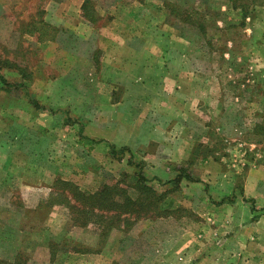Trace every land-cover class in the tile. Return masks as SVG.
Here are the masks:
<instances>
[{
    "label": "rangeland",
    "instance_id": "rangeland-1",
    "mask_svg": "<svg viewBox=\"0 0 264 264\" xmlns=\"http://www.w3.org/2000/svg\"><path fill=\"white\" fill-rule=\"evenodd\" d=\"M4 3L0 30H10L0 34V264H238L215 250L236 232L238 206L211 203L238 200L253 161L264 164V0H84L94 20L77 28L58 25V12L78 9V0ZM157 3L161 26L133 18L146 9L160 21L151 13ZM158 29L168 40H186L184 72L207 92L206 107L198 106L205 128L182 124L194 158L207 157L181 165L189 183L160 178L155 162L135 159L137 151L113 153L106 130L92 123L98 114L89 93L101 48L132 34L152 42ZM149 110L141 118L157 120L158 104ZM132 124L121 141L139 134ZM245 201L248 212L252 201Z\"/></svg>",
    "mask_w": 264,
    "mask_h": 264
},
{
    "label": "crops",
    "instance_id": "crops-1",
    "mask_svg": "<svg viewBox=\"0 0 264 264\" xmlns=\"http://www.w3.org/2000/svg\"><path fill=\"white\" fill-rule=\"evenodd\" d=\"M83 1L78 0V9L67 8L61 10L63 12H58V15L63 18L58 21V25L69 24L77 28V25L81 23L93 21V18L84 16ZM4 2L5 0H0L2 23H4L2 10ZM162 8L157 3L156 8L151 11L154 16L162 18L158 22L153 17L144 15L146 9L142 10L141 15H133V18L137 20L143 16L147 22L146 27L155 29L161 26V22L165 19ZM5 13L8 14L6 10ZM46 14L49 18L51 17V12ZM72 17L75 18L74 22L71 21ZM67 18L69 21L66 20ZM131 27H135L134 23ZM144 29L146 28H143L141 32ZM9 30L6 26V30H0V34L7 36ZM144 37L141 34H132L126 40L108 42L101 48L103 57L98 64L100 71L93 72L95 73L92 77L94 87L89 93L91 97L96 98L91 105L94 106L92 111L98 114L94 116L95 122L92 120V123L96 129L106 130L103 137L111 140L108 143L111 148H118V146L128 148L133 155L137 151L135 159L156 163L157 176L174 178L181 171V165H186L188 161H207V157L204 159V156L194 158V140L186 133L184 128L186 124L182 125L198 123L203 127L202 129L205 128V124L200 119L201 114L205 113L206 97L204 95L207 92L203 88V83L200 86L195 82L193 73L184 72L190 62L185 47L186 40H182L183 42L168 40L169 36L164 35L161 29L156 30L152 42ZM49 43L51 45V42L42 44L47 47ZM73 56L80 57L77 54ZM91 63L92 66H97L96 62ZM77 67L80 65L77 64ZM82 71L83 69L79 68L78 72ZM196 96L198 100H195ZM156 104L161 112L157 120L151 115L146 119L143 116L141 118L142 111L151 108L149 110L151 112ZM198 106L204 108L200 109ZM214 108L221 112L220 104ZM105 113L108 116H104ZM206 113H209V110ZM175 119L177 122L173 121ZM132 122L136 124L139 134L121 141L130 134L131 129L135 128ZM85 137L87 140L90 139L88 136ZM93 142H100V139H94ZM252 164L254 167L246 171L242 180L240 187L242 194L238 200L235 198L234 201L211 203L213 204L211 206L216 209H222L226 204L232 208L238 206V218L236 216L232 218L236 232L226 239V246L220 245L215 248L220 256L237 258L238 264H264V261L260 260L264 257L260 251L264 247V211L258 212V217H253L256 209L264 207V164L260 165L254 161ZM214 165L213 161L208 163L209 167ZM184 178L181 177L180 180H185V183L191 181ZM246 198L252 201V207L248 208V212H245L248 203L245 201ZM231 249L236 253H233Z\"/></svg>",
    "mask_w": 264,
    "mask_h": 264
},
{
    "label": "trees",
    "instance_id": "trees-1",
    "mask_svg": "<svg viewBox=\"0 0 264 264\" xmlns=\"http://www.w3.org/2000/svg\"><path fill=\"white\" fill-rule=\"evenodd\" d=\"M85 9L83 8V11H84ZM84 16H87L86 14H85V12H84ZM0 81L2 82V83H6V79L0 74ZM87 139V138H86ZM89 141H94L93 139H88ZM125 148H117V149H115L114 147H112V152L113 153H116V152H118V153H121V152H123V150H124ZM139 172H138V174H137V176H138V179H144V175L142 174V172H141V170H138ZM181 177H185L186 179H190V177H189V175H188V173H185L184 171H180L179 172V174H178V176H177V178L178 179H180ZM84 195V193L83 192H81L80 193V196H83ZM89 197L90 196H92L93 194H87ZM103 216L105 215V214H102Z\"/></svg>",
    "mask_w": 264,
    "mask_h": 264
}]
</instances>
